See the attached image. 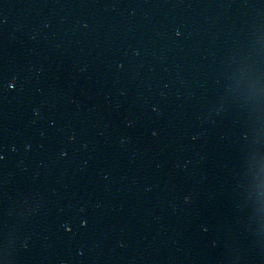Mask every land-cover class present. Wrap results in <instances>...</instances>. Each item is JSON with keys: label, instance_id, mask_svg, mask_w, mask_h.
Wrapping results in <instances>:
<instances>
[{"label": "water", "instance_id": "1", "mask_svg": "<svg viewBox=\"0 0 264 264\" xmlns=\"http://www.w3.org/2000/svg\"><path fill=\"white\" fill-rule=\"evenodd\" d=\"M0 264H264V0H0Z\"/></svg>", "mask_w": 264, "mask_h": 264}]
</instances>
